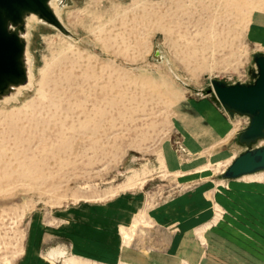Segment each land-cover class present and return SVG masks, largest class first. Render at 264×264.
Instances as JSON below:
<instances>
[{
	"label": "rangeland",
	"instance_id": "obj_1",
	"mask_svg": "<svg viewBox=\"0 0 264 264\" xmlns=\"http://www.w3.org/2000/svg\"><path fill=\"white\" fill-rule=\"evenodd\" d=\"M55 9L69 32L25 30L32 86L0 97V264L20 261L36 213L84 203L120 209L121 247L146 264H264V169L222 176L249 117L210 92L252 80L264 0Z\"/></svg>",
	"mask_w": 264,
	"mask_h": 264
},
{
	"label": "water",
	"instance_id": "obj_2",
	"mask_svg": "<svg viewBox=\"0 0 264 264\" xmlns=\"http://www.w3.org/2000/svg\"><path fill=\"white\" fill-rule=\"evenodd\" d=\"M50 0H0V97L12 91L11 87L25 83L28 78L25 51L27 43L20 31L25 30V16L37 14L64 33L67 27L54 12ZM256 68L252 80L228 83L211 79L213 91L231 116L249 117V124L239 132L238 140L246 146L223 171L224 178H237L264 169V53L253 55Z\"/></svg>",
	"mask_w": 264,
	"mask_h": 264
},
{
	"label": "crops",
	"instance_id": "obj_3",
	"mask_svg": "<svg viewBox=\"0 0 264 264\" xmlns=\"http://www.w3.org/2000/svg\"><path fill=\"white\" fill-rule=\"evenodd\" d=\"M188 154L182 155L188 157ZM121 218L120 209L91 203L54 214L36 213L31 219L25 253L16 264H66L68 259H78L84 264L122 260L146 264L145 258L121 247V239L125 238ZM126 232L128 238L125 242L128 244L134 233Z\"/></svg>",
	"mask_w": 264,
	"mask_h": 264
},
{
	"label": "bare ground",
	"instance_id": "obj_4",
	"mask_svg": "<svg viewBox=\"0 0 264 264\" xmlns=\"http://www.w3.org/2000/svg\"><path fill=\"white\" fill-rule=\"evenodd\" d=\"M56 1L57 0H50L49 3H50V6L52 7V9L54 10V12L57 14V11L55 9V4H56ZM60 9V8H59ZM35 21H42L44 23H48L50 24V22L48 21H45L43 20L41 17H39L37 14H34V13H30V14H27L25 16V30L28 32L29 28L33 25V23ZM53 25V24H52ZM23 31L21 32L20 31V35L21 37L23 38L24 36L27 35V32L26 31ZM26 32V33H25ZM25 38V37H24ZM27 48V47H26ZM27 51V49H26ZM25 51V61L27 63V52ZM27 71H28V78H27V81L25 83H22V84H19V85H16V86H13L11 87L12 91H10L9 93L7 94H4L2 97V99H9L11 97H16V93L19 92L21 90V88H25V87H31L32 86V82H33V75L31 73V70L29 69V67L27 66ZM19 95V94H18ZM13 100H15L16 98H12ZM211 125V124H210ZM124 234L127 235V232L124 231ZM135 234V233H134ZM134 236V235H133ZM66 264H84L82 261L78 260V259H68L66 260Z\"/></svg>",
	"mask_w": 264,
	"mask_h": 264
}]
</instances>
